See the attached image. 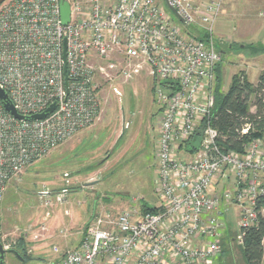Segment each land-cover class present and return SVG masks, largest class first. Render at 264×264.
I'll use <instances>...</instances> for the list:
<instances>
[{"label": "built area", "instance_id": "2783aa9c", "mask_svg": "<svg viewBox=\"0 0 264 264\" xmlns=\"http://www.w3.org/2000/svg\"><path fill=\"white\" fill-rule=\"evenodd\" d=\"M160 1L6 0L0 5V89L24 117H13L0 101V211L11 181L93 123L99 112L97 78L127 82L144 72L155 84L161 113L157 211L131 208L113 220L104 211L59 264H210L221 252L224 204L239 209L237 244H242L241 231L257 223L256 203L264 196V135L246 143L241 153L223 151L209 124L221 60L214 25L222 0ZM62 2L70 11L65 26ZM112 92L120 96L116 88ZM52 104L44 119H26ZM198 135L196 150L189 152ZM229 180L230 188L217 194L218 183ZM68 193L61 189L56 202H64ZM38 195L44 206L51 204L50 190Z\"/></svg>", "mask_w": 264, "mask_h": 264}, {"label": "rangeland", "instance_id": "374dc122", "mask_svg": "<svg viewBox=\"0 0 264 264\" xmlns=\"http://www.w3.org/2000/svg\"><path fill=\"white\" fill-rule=\"evenodd\" d=\"M221 9L218 20L224 10H230L232 18L228 34L220 33L218 24L214 26L215 49L221 56L217 65L221 92H226L234 74L244 73L248 82L255 83L264 68V3L255 6L247 0H222ZM168 14L183 29L170 10ZM197 34L203 36L201 31ZM96 84L99 112L93 123L7 185L0 211V243L17 249L25 261L7 252L3 264H59L62 254L78 245L86 225L104 211L111 213V220L131 208L144 213L145 203L157 211L154 182L161 113L155 84L144 72L127 82L105 83L97 78ZM64 174L68 178H63ZM44 188L52 193L49 206H44L38 195ZM63 188L69 193L63 203L56 202ZM222 210L221 252L210 264H247L236 240L239 209L224 204ZM20 238L23 251L16 246Z\"/></svg>", "mask_w": 264, "mask_h": 264}, {"label": "trees", "instance_id": "16d2710c", "mask_svg": "<svg viewBox=\"0 0 264 264\" xmlns=\"http://www.w3.org/2000/svg\"><path fill=\"white\" fill-rule=\"evenodd\" d=\"M212 98L213 107L209 124L217 131L219 146L223 151L241 153L246 143L264 135V70L259 73L255 84L248 82L244 73L234 74L227 91L221 92V73L216 66ZM244 128H247L246 134H242ZM192 141L189 152L196 150L199 138L195 137ZM261 210H264V196L260 197L256 203V225L241 231L240 248L247 264L262 262L264 214H261ZM142 212L154 213L155 211L147 204H142ZM16 246L21 251L24 250L22 238L18 240ZM13 251L24 263V256L17 249Z\"/></svg>", "mask_w": 264, "mask_h": 264}, {"label": "water", "instance_id": "95a60500", "mask_svg": "<svg viewBox=\"0 0 264 264\" xmlns=\"http://www.w3.org/2000/svg\"><path fill=\"white\" fill-rule=\"evenodd\" d=\"M6 0H0V5ZM172 13H174V11L172 9H170ZM69 5L66 2H62L60 5V19H61V24L63 26L67 25L69 23ZM65 68H64V74H65ZM66 80V79H65ZM0 101L3 105V108L5 109V111H7L9 114H11L13 117H15L16 119H23L24 117L18 115V113L16 112V110L14 109L13 105L10 103L6 93L0 89ZM55 108V105L52 104L49 108H47L43 113L38 114V115H33L31 117H27L26 119L28 120H42L44 119L48 114L52 113L53 110ZM7 252L12 253L15 257L19 258L18 254L13 251V250H4L2 248V245L0 244V264H3V260H4V256Z\"/></svg>", "mask_w": 264, "mask_h": 264}, {"label": "crops", "instance_id": "0c3cea01", "mask_svg": "<svg viewBox=\"0 0 264 264\" xmlns=\"http://www.w3.org/2000/svg\"><path fill=\"white\" fill-rule=\"evenodd\" d=\"M248 3H252L254 4L255 6H259L261 3H264V0H247ZM229 4H231V1H229ZM230 11V10H229ZM228 10H224V14L222 15V17L215 23V24H218L220 26V33H223L226 32L227 34L230 32L231 30V22H232V18L229 17L230 15V12ZM215 26V25H214ZM262 70H264V68H262ZM261 70V71H262ZM245 75V74H244ZM246 77V75H245ZM247 79V78H246ZM256 83V82H255ZM255 83H251V84H255ZM251 112H253V109H251ZM181 150H183V147H181ZM230 181H224L223 183L222 182H219L217 187H215V192L219 195H221V193L223 191H225L226 189L230 188L229 187V184H230ZM146 204V203H145ZM90 221V220H89ZM88 221V222H89ZM87 224V223H86ZM81 238V234L79 236ZM225 237V236H224ZM80 239L78 240L77 244L79 243ZM262 246H263V257H262V262L261 264H264V240L262 241Z\"/></svg>", "mask_w": 264, "mask_h": 264}]
</instances>
